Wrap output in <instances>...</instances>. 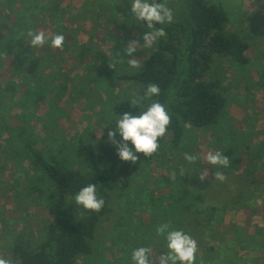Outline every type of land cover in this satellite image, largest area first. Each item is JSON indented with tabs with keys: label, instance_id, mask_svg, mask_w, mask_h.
I'll return each instance as SVG.
<instances>
[{
	"label": "trees",
	"instance_id": "16d2710c",
	"mask_svg": "<svg viewBox=\"0 0 264 264\" xmlns=\"http://www.w3.org/2000/svg\"><path fill=\"white\" fill-rule=\"evenodd\" d=\"M43 1L0 0V59L16 58L19 72L26 79V88L17 101L18 83L0 82V110L3 112L0 115V142L3 136H7L10 144V149L6 150L10 157L0 164V172H5V163H11L16 168L17 177L20 164H26L28 171L24 169L21 173L29 181L27 195L34 196L39 207L48 211V219L39 229L34 230L32 223H25L23 232L11 241L7 259L13 264H78L79 259H87L93 253L91 241L95 238L100 220L111 211L112 194L118 193V198L122 200L126 196L131 197V194L139 196L148 184L154 185L150 188L151 202L141 200L137 204L135 196L134 200H126L125 203L133 210L150 215L146 232L150 241L155 237L154 243L159 246L160 254H166L168 249L165 236H158L156 228L167 223L169 230H182L197 241L201 255L196 257V264H255L258 258L253 260L242 252L247 244L253 252L264 255V225L254 226L251 233L246 230V226L254 221L264 222V204L255 190L256 185L264 184V142L253 150L246 142L245 133L239 132L242 144L238 141L235 145V139L226 130L224 132L228 135H222L224 141L221 140L219 151L229 158L230 166L222 168L209 164L210 181L199 180L202 173L200 165L187 171L183 177L181 171H173L177 174L173 186L172 180H167L170 175L163 173L168 166L166 159L170 150L177 154L183 150L195 154V143H186L189 134L195 135L198 130L217 133L219 127L227 124L229 90L223 80L214 74L213 66L219 56L228 57L239 66L251 62L247 55L250 45L244 38V30L237 23L238 7L234 2L167 0V6L173 10V22L155 26L164 27L166 36L159 38L151 48L142 47L148 55L141 61L139 69L122 72L117 67L127 63L118 64L113 70L108 67L109 62L118 55L127 60L125 40L137 34L135 41L142 44V34L151 30L132 14L133 0H95L93 14L91 10H84L89 17L93 15L91 22L101 19L117 22L120 34L114 36L111 54L98 48L94 42L97 35L90 34L86 41L76 44L75 61L91 69L96 79L128 83L129 88L135 89L136 99L143 96L150 83L160 87V94L151 100H142L136 107L131 105V97L121 94V98L114 102L112 114L102 125L99 143L87 142L83 137L67 140L57 128L49 126V131L47 123L42 121L41 131L46 134L47 145L41 149V136L37 134L35 124L40 123L42 118L32 110L44 105L58 88L50 79L56 75L44 74L53 62L49 57L41 59L36 56V48L31 46L26 32L29 29L36 32L38 25L30 17L37 15L36 9L42 10L38 6ZM65 1L46 0L50 6L49 16L52 19L56 17L57 32L61 33L68 29L63 25L69 14L68 6L64 7ZM43 8L46 9V5ZM78 12L77 17L82 16ZM21 32L25 35L21 36ZM259 32L262 42L264 26ZM152 101L163 104L171 117L167 133L159 139L160 147L152 156L137 153L135 164L122 161L118 157L117 146L110 141L107 133L116 128V121L124 112L138 115ZM6 108L8 112L16 111L11 119L17 120L18 125L4 122L8 116ZM116 140L122 142V137L117 135ZM127 143L133 147L130 141ZM65 144L68 147H64ZM60 146L65 150L59 152ZM46 150L49 154L45 153ZM50 151L55 152V156ZM258 158L263 161L257 163ZM195 163L200 164V161ZM153 165L160 169L158 175L149 172ZM242 169L244 172L240 175ZM217 171L223 172L227 179L234 177L246 184L238 189L236 198L221 199V204L225 202L223 206L218 201L216 204H205L206 200L200 205L196 201L198 196L194 190H189L188 183L194 181L198 185L202 182L207 186ZM90 183L96 185L97 196L105 201L98 213L85 211L75 203V194ZM197 191L200 195L204 189ZM237 213L245 218V225L241 226L233 219Z\"/></svg>",
	"mask_w": 264,
	"mask_h": 264
},
{
	"label": "rangeland",
	"instance_id": "374dc122",
	"mask_svg": "<svg viewBox=\"0 0 264 264\" xmlns=\"http://www.w3.org/2000/svg\"><path fill=\"white\" fill-rule=\"evenodd\" d=\"M227 1H233V4L238 7L237 23L244 30V38L250 45L247 55L251 62L245 66H239L225 56H219L216 59L213 72L223 80L229 90V107L227 111L229 119H225L227 124L219 127L217 133L216 131L198 130L196 131L197 134L188 135L186 143L188 141L189 143H195L194 151L195 155L200 157L198 159L200 164L188 163L184 159V154H189L188 151L183 150L182 153L177 154L170 150L166 159L168 166L163 171L167 175H171L175 170H183L184 173L190 172L200 165L199 168H201L202 173H207L205 181H210L211 171L208 166L209 163L204 157L208 152L220 150L219 146L224 141L222 135H228L227 132L232 134L231 138L235 139V145L240 141L238 133L244 132L246 142L253 150L257 145L264 142V40L260 41L261 35L259 32L261 27L264 26V0H240L239 3L237 0ZM88 3L90 5H86ZM95 3V0L94 2L93 0H66L64 7L68 6L69 14L63 20V25L68 29L63 33L57 32L58 27L54 22L56 17L52 19L49 16L48 9H50V6L46 3V0L38 6L42 10L36 9L37 15L30 17V20L38 25L36 32L44 31L49 37L55 34L65 36L63 49L51 47L50 39L43 47L36 48L37 57L41 59L49 57L53 62V65L44 74L54 73L56 77H50V79L55 82L58 88L47 98L44 105L39 109L32 110L33 113L37 112L38 116L42 118L40 123L35 124L36 132L41 136L39 142L41 149H45V145H47L45 142L46 134L41 131L42 121L47 123L49 131H51L49 126L52 129L57 128L56 130L61 132L67 140L73 141L78 137H83L87 142L99 143L102 139V125L112 114L114 102L121 98V94L132 99L137 97L135 89L129 88L128 83L107 82L96 79L91 69L75 61L76 44L80 41H86L90 34L97 35L94 42H96L98 48L105 50L108 54H111L114 36L120 34L117 22L111 23L103 19L99 22H91ZM225 4L229 5V3ZM44 5H46V9L43 8ZM84 10L92 11L90 17L88 12ZM78 11L82 13V16L77 17ZM85 17L89 19H85ZM137 37V34H135L134 37L126 39L125 43L128 44L129 41L136 40ZM147 55V51L142 47H139L135 54L140 64ZM0 63V82L5 84L15 81L18 83L16 92L18 97L15 98V101H17L23 89L26 88V79L19 72L18 61L16 58H4L0 59ZM117 69L122 72L135 70L130 69L127 64L117 67ZM5 112L6 115L8 113V116L5 117L4 122H9L10 125L12 123L14 126L18 125L17 120L11 119L16 111L8 112L6 108ZM2 113L0 110V115ZM226 130L228 131L224 132ZM51 135L55 136L54 133H51ZM62 146L59 147V152L64 151L65 146L68 147L67 144L64 147ZM9 149L8 137L3 136L0 142V164L4 162L6 157H10L9 153L6 154V150ZM242 149L244 150V148ZM45 153L49 154V151L46 150ZM50 154L55 156L56 153L50 151ZM262 161V158H258L257 163ZM5 165L3 169H5L6 174L0 172V257L2 258L8 256L11 241L14 236L23 232L25 223H32L34 230H37L48 219L47 209L39 207L34 196L29 197L27 195L26 186H28L29 181L21 173L24 169L28 171L27 165L20 164L17 177L16 168L11 163H5ZM159 170L153 165L149 172L155 176L158 175ZM243 172L242 169L239 174L241 175ZM193 182L190 181L188 187L189 190H194V193L198 196L196 201L200 205L203 204V200H206L205 204H216L218 201L221 206L225 203L221 204V199L236 198L238 189L246 184L241 179L234 177L228 178L224 182L214 178L207 186L202 182L198 185ZM174 183L172 181L171 186ZM153 186L147 184L143 190L144 192L139 195L140 197L134 193L138 198L137 204L141 200L151 202L150 188ZM196 188H203L204 191L199 195ZM255 190L260 195V202L264 204V184L256 185ZM117 195L118 193L112 194L111 211L98 224L95 238L91 241L92 255L87 259L84 258L85 261L79 259L78 264H133L132 252L139 247H150L153 250L154 253L149 257L150 261H155L161 255L159 246H155V237L150 241V236L146 232L150 215L127 206L125 202L126 200H134L135 196L133 194H131V197L126 196L124 200L119 199ZM154 195L155 193H153ZM135 205L131 207L134 208ZM128 209L132 212L129 213ZM233 219L241 226L246 224L241 213L235 214ZM257 225H264V222L257 223L254 221V223L247 225V233L248 230L251 233L250 231ZM242 254L253 258V260L258 258L255 264H264V255L253 252L247 244L243 246ZM200 255V249L198 248L197 256Z\"/></svg>",
	"mask_w": 264,
	"mask_h": 264
},
{
	"label": "clouds",
	"instance_id": "9594fccd",
	"mask_svg": "<svg viewBox=\"0 0 264 264\" xmlns=\"http://www.w3.org/2000/svg\"><path fill=\"white\" fill-rule=\"evenodd\" d=\"M131 12L135 18L146 24L147 29L142 34L141 44L138 41H129L125 47V57H118L114 61H110L108 67L115 70L118 64L127 63L130 69H139L140 61L136 58L135 53L139 47L151 48L159 38L166 36L164 27L156 28L157 24L165 25L173 22V10L167 6V0L164 2H156V0H133L131 4ZM21 36L25 33L21 32ZM30 38V44L34 48L43 47L50 39L51 47L63 49L65 36L63 34H55L51 37L47 36L44 31L34 32L29 29L26 32ZM160 87L157 84L150 83L142 97L133 99L132 106H138L142 100H151L153 96L160 94ZM171 124V117L166 107L158 101H152L144 111H140L138 115H132L124 112L116 121V128L107 133L110 141L117 146L118 157L122 161H130L136 163L138 161L137 153H143L145 157L155 154L159 147V139L167 133ZM122 137V142H117L116 137ZM131 142L130 147L127 142ZM134 149V150H133ZM184 159L188 163H195L200 157L195 154H184ZM204 159L213 166L227 168L230 166V160L220 151L208 152ZM180 175H185L181 170ZM199 180L204 181L207 173L199 174ZM173 182L177 179V174L173 172L170 177ZM215 179L224 182L227 177L223 172L217 171ZM75 203L82 206L85 211L100 212L105 204L103 198L97 196L95 184H88L81 188L74 196ZM158 236H165L166 254H161L155 261H150L149 257L153 254L150 247H139L132 252L133 264H196L198 253V244L189 234L182 230H169L167 223L160 224L156 228ZM0 264H13L10 259L0 257Z\"/></svg>",
	"mask_w": 264,
	"mask_h": 264
}]
</instances>
